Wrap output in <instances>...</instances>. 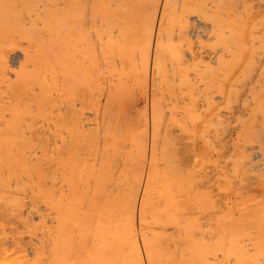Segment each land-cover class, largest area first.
I'll return each instance as SVG.
<instances>
[{
	"label": "bare ground",
	"instance_id": "obj_1",
	"mask_svg": "<svg viewBox=\"0 0 264 264\" xmlns=\"http://www.w3.org/2000/svg\"><path fill=\"white\" fill-rule=\"evenodd\" d=\"M249 3H251V5ZM247 5L249 7H247ZM258 15L262 17L263 21L260 24L258 23L259 25L256 24L257 26H255V22L253 20ZM224 22L227 23L226 26L224 25ZM171 26H173L174 28L176 26V29H178L177 32L182 35L187 34L190 36L194 34H206L205 36L209 43L207 53L204 52L206 53L204 54L206 56V64L202 68H191L190 65L189 70L188 67L182 68L179 73L177 72L178 75L176 78H178V82L180 84L184 83L182 84L183 86H179L183 87L181 89H184L186 86L187 89L185 91H181V89L177 92L175 91L176 93L172 95L171 99H168L173 101V104L179 105L182 108V116H185V118L189 116L187 115V112L192 114V109L190 106H187V104L192 102V93L190 94V88L193 89L195 87V84L202 83V88L210 90L213 89V98L215 100L217 99V101L218 99L223 100L226 98L234 97V100L235 98L241 100L240 106L245 108L247 104L246 100H250L254 103V107L257 109L258 121H260V124H258L257 127L256 125L253 126L251 124L249 125V129L247 124L246 129H248L249 132L251 131L253 133L251 135L256 138L258 144H244V146H242L243 148L233 145V149H237L239 152L250 150L251 154H254V158H258V156L264 158V0H0V211L4 210V213H6L8 216L7 212L9 211L11 205L22 207L23 204L21 202L25 201L24 196L27 195H25V193H28L27 191H29L28 196L33 197L34 199L35 197H38L41 200L37 204H29L31 206V209H27V215L29 216L30 213L29 217L32 216L33 218L35 217V219L43 218L45 223L44 226H46V222L50 223L49 225H52L54 223V225L56 224V226L54 227H58L60 228V230L65 229V231L67 232L69 228H74L73 230L76 232H73L75 234H77V231L79 229L81 230V228L83 231V229L86 228V225L88 226V229L91 228V224L92 226L97 225L99 227V229L95 228L98 229L99 232L97 233V235H95L97 239L90 240V238L93 237L89 235V241L85 240V234L87 233H83V240L82 237L80 240V235H72L70 229L68 233L66 232L65 234H63L64 238L58 236L62 233V231L60 232V234L58 233V228L56 229L57 231H54L56 235L55 233L50 231H53L55 229L53 228V226H49V228L52 229H48L49 231L47 230V232L45 230L48 228V226L46 229H41L42 231H40L39 234L42 232L46 233L44 235H42L43 233L40 235L44 238V241L40 240V238H37V240L39 239L41 242L38 240L39 245H36L38 243H36L35 245L37 246V249H41L44 246L46 247L45 244H47V248L49 249H47L48 252H46V248H43L45 251H43V249L40 250L44 254L46 253V256L43 255V253L41 254L39 250H35L36 248L34 243L37 241L33 240L34 243H31L32 240L30 238H28L29 242L28 239H26V244H30V249L29 251L27 250L29 248V245H27L28 248L26 249V247H24V251V249H22L21 247V244L24 245L25 242L22 240L24 243H21V240L16 239L14 235L13 238L11 237V235L8 236V234H10L8 233L9 231H4L5 229H3V223L1 221L3 214L2 216L0 214V264H24V261L26 262L27 260L24 258L28 257L26 250L32 255L31 259L28 258L27 260L30 261V264H37V262L38 264H43L44 261H47L45 262L46 264H55V261H59L62 264H78L77 262H79V255L76 253L77 249L80 250L81 248H83L80 251L82 252L83 250L85 252L84 248L88 249L90 245H94V253H91L92 250H86L85 253H87V257H85V254H83L85 258L83 257V255H80V257L82 256L85 259L84 261L87 262L86 264H88V261H86L88 257L91 258L94 254L98 256L99 259H94H97L99 261V264H142V259L139 252L140 248L137 244L138 241L136 240V224L134 220L135 207L137 205L136 201L137 196L139 195L138 192L135 193L134 191H132V193L134 194L131 193V183L133 184L135 182L131 178L134 177V175L132 174H135L136 179H139L137 180L138 183L136 182V187H134L135 183L132 187L133 189L136 188V190H139V186L141 185L140 183L143 180V172L145 170L143 167L144 163L147 161V159H149V162L147 163H149L151 169L152 167H154L151 165H154L152 163H155L154 161L157 160L156 158L161 159L162 162H159L163 163L161 165H164L160 166L159 168L161 170V168L163 167L160 173L162 177V185L159 184L162 187V191L160 190L161 193L158 191V189L160 188L159 187L157 189L159 194L157 192L153 193L155 195L157 193L158 195L156 203L157 207H154L155 205L153 204L155 202L153 201L152 204L150 200V198H152L150 195L153 187H151L150 183L155 180L151 181V177L149 175L151 173L149 169L147 178L146 180H144L145 184L141 199L139 198L141 201L139 200L140 216H138L140 218L138 223L140 226L145 224V215H147V211L150 212L155 210V213L161 214V217L158 214L157 216L153 214V217H155V222H157L156 218L157 220L159 219L158 216L163 220L162 221L159 219V224H163V230L167 231L168 228L170 229V233L168 235H163L168 240L166 246H161V248L164 247L163 255H165L169 261L172 262V260L174 259L169 257L172 254L176 256L190 254V259L192 260L193 264H224V261H222L224 259H227V264H259L260 262V264H264V260L263 262L260 261V259L262 258V256H260V249L263 250V245V248L259 249L260 259H258V252H255L258 248L254 247L256 249L254 253L256 254L250 251L251 253H253L251 254L253 255V257H255L254 255L257 256L255 257V259L258 260L256 262L255 260L252 261L251 259H248L246 257L247 255H245L247 254L246 251L240 250L238 248L241 246V243L239 244L240 246H236L235 243H238V239L235 238H239V240H241L242 242V239L244 238L241 239L240 237H236L241 233V231L239 233L236 232L238 229L233 226V229H235L234 233L233 229H231V224L225 221L229 216H224L225 220H222L223 222H220L221 219H224L223 217L221 218V215L219 217L220 221H218L220 222V226L216 224V226L218 225L219 227H221V231H223L224 227L222 226H224L226 224L225 222H227L231 227L229 229L232 230L228 232L229 226H227V228H225L226 230H228L227 232H219L220 234L218 235L216 241L214 240L216 242V247L215 245L210 244L212 241L208 243L206 239L207 237L205 238L204 236V232H208V230L205 229L206 231H204L203 229L207 225L204 221L206 220L205 206H208L209 203V206H212V201L209 199L207 195L208 193H206L207 187L205 188L204 186L207 183L203 185V181L207 178H204L203 180L202 175H200L201 177L198 176V178L200 177L201 180H198V186H196L197 183H194L195 180L193 171H195L196 169L192 170L191 166H194L199 162H194L195 164L193 163L191 166H188V158L190 159L191 153L197 155L196 157H202L204 154L203 150H205L207 148V145L212 142H210V140L207 138L208 135L206 136L207 139L202 137V133H204L205 131L202 132L201 129H196L193 126L196 124V122H198L199 125L200 121H198V118L195 119L192 117L193 120L190 119L194 122L196 120L195 124L194 122L188 123L190 122V120H188L186 123H188L189 125L185 124V122H182L184 123L181 124L182 126L179 125V123H177L178 126H176L178 129L177 137L182 140V143L183 141L185 143L182 148H184L183 152L186 153V158H184V153L182 152V149H180L181 147L179 148V146L177 145L179 143L178 141H176V137H170V139H168L170 135L168 136L166 134V136L164 132L163 135L165 136H163V141H165L164 139L167 137V143L169 144L171 151L167 155L166 150H163V147H161V145L164 144L163 141H161L162 144L160 146L158 145V147H156L157 142L154 141H157L156 139H158V135L162 136L161 134H159V129H157V126L159 128L160 125L157 124V119H161V117L158 116V112L156 109L160 107L159 105L157 106L159 101L153 104V106L155 104V106H157H154V108L151 103L153 110L156 109L154 110L155 114L152 112V116H157V121H154V117L153 120H151L155 123V125L153 126L154 128L156 126L155 129L157 130V132L155 131V133H157V136H155V139L152 136L153 134H150V138L152 141L150 139L149 140L152 144L149 150H147L146 143V140H148L146 137L148 135H145V137L143 132H135L136 129L135 131L127 132L126 130H124V128L122 129L123 125L122 127H120L121 125H118V128L116 127L117 125H115V123L118 124V122L120 121V115L118 122L115 121V123L110 125H113L112 128L116 127L118 133L124 130L123 134H112L119 138V140L117 141L118 143L116 142L117 145L126 138H128L127 140H129L125 141L129 142L128 144L131 148L128 147V144L126 145V147L124 146V144H121V146H124L122 147L125 148V152L124 150L121 151L126 153L128 157L125 158L126 155L124 154V157L122 154L119 155L123 157H121L122 160L126 159L127 162L129 161V156H131V159L136 161V165L135 163H133V160H130V163L128 162V164L125 160L126 167H124L127 169V167H130L129 164H131V169H133V171H137L134 169L140 168L139 166L141 165V169L136 173L132 170H129L130 168L127 171L126 169H122L123 171H125L124 173L127 177L131 175L133 176H131V180L129 179V182H133L128 183L131 185V187L129 188V192L131 194L127 192V189H125L126 191H124L119 187L118 181L120 179L118 175V179L116 176H114V174L118 173L121 165L119 164L120 167H118L117 173L112 172L111 170V161L115 162L116 160L117 163V160H122H119L120 158L118 157L115 159L116 155L114 154L112 155L115 157H110L111 152H113V146L110 144L112 140H110V136H108V133H111L110 131H112L113 129L109 130V125L107 121L105 122L104 118L101 119V123L99 122V126H102L101 128H99L102 133V139L100 138L101 136H99L101 142L98 145L97 150L90 152L87 149L89 147L86 143L87 137L90 136L92 131L94 130V127L92 126L96 124L95 122H93L96 118L94 116L95 113L93 112V70L91 71V67L93 65L91 64L92 59H94V62L96 61L94 58L95 52H100L98 55L99 57L102 56V58H99L100 61L104 60L105 57L110 53H113L114 56L115 52L116 55L120 56L118 57V59H121L123 56H127V60L129 62L128 64L131 65L130 70L128 68L127 69L131 72L133 78L135 76H140L138 77L139 81L140 78L142 79L143 77L144 78L142 80H148L147 76H149V64L151 63L150 75L152 77H150L152 81L151 84H154L156 80L155 77L158 78L155 75H159L158 66L160 65L159 62H161L159 60L163 58L162 57L159 59V57L161 56L159 55L160 51L164 50L163 52H165L168 49L170 54L167 53L166 55L169 56L174 55L175 52L178 53V50L175 49L178 48L176 46L178 44L173 46L172 42H170L172 43L171 45L166 40V38L163 37L165 39L163 41H167V44H170L167 45L166 42H164V44L167 45V49L165 50V47L163 48L164 45H162L161 43L162 34H167V32L170 34L173 29V27ZM90 34H94L95 36L99 34V37H97L98 40H96L98 41V45L95 42V44L97 45L96 47L98 48L99 46V48L96 49L97 51L95 52L93 51L95 48L92 47L95 46V44H92ZM166 36L169 37V35H165V37ZM92 37V41H94V39H97L94 36ZM173 50L176 51L174 52ZM92 51L94 53H92ZM186 55L191 59L193 58V56L195 57V55H193L191 52H187ZM202 55L200 56L201 58ZM224 55H227L231 58L228 65H226L225 63H223L224 65H221L222 62H225V60L223 59ZM107 58L108 57H106V59ZM175 58L178 59L176 56ZM16 64L17 67L14 68ZM213 64H216L217 67H214ZM105 65L107 66L109 64ZM165 65L166 64H164V67ZM187 70L192 71L191 74H193V77H189ZM98 72L100 73V71ZM93 76L95 77V75ZM119 84L122 85L123 83H118V86H120ZM123 86H120L121 88L118 87L120 88V90L122 89V91H118L122 94L124 90L126 94L125 96L123 95V97H126L128 94L126 91H130V89L125 91V89L122 88ZM176 86L178 87V85ZM173 87L175 88V86ZM125 88H127V86ZM200 88L201 87L197 89ZM202 88L201 90H203ZM132 91L133 90H131V92ZM119 95L120 94H118V97H120ZM197 96L194 97L196 98ZM121 99L122 96L120 100ZM130 99H132L131 101L134 100L130 97L124 100V103L126 104H124L125 106H127V100ZM151 100L153 102V99ZM154 100L156 101V99ZM203 100L206 104L205 100L207 99L204 98ZM163 102L160 103V105H162ZM204 102L201 103L203 104ZM119 103L121 104L122 102ZM194 103L196 105V102ZM124 105L122 106L125 107ZM114 108L117 109L116 107ZM161 109L162 108L160 107L159 110ZM117 110H115V112ZM164 110L161 111L163 112ZM95 112L97 117V111ZM163 113L159 115H162ZM177 114L178 113H176V115ZM195 114L198 115L197 112ZM113 115L111 114V116ZM165 115L166 114H164V118ZM200 116L201 115H199V117ZM108 117L106 116V118ZM113 117L111 118L113 119ZM116 117L118 116H115L114 120L116 119ZM179 117L180 116H178V119ZM108 120L111 121L110 119ZM161 122L162 120H160L158 123ZM161 124H164V121ZM134 126L136 127V125ZM166 128L164 129L165 131ZM115 130L116 129H114L113 131ZM127 130H129V127ZM215 137H217V135ZM217 138H220V142L223 140L221 139V137ZM243 138L244 136L240 139H242L243 141ZM245 138H247L246 140L248 141V137ZM160 139H162V137ZM211 145L212 144H210V146ZM121 146H119L118 148H120ZM154 147L157 149L161 147V151H159V149L156 150ZM93 150H95V148ZM126 150L127 152H129L128 150L131 151L127 153ZM156 151L160 152V154H158L159 156H156ZM34 152H38L39 154H34ZM118 153L121 152L119 151ZM180 154H182L181 157ZM34 155H37V158H39L40 156L39 159L41 163L44 162L45 168L43 167L44 165H40L41 167L39 166V170L45 169L43 172H40L41 170L38 171L36 169L38 166H35V169H32L35 163H37L35 162V159L32 160L35 163L31 161L32 156L35 157ZM239 157L241 156L239 155ZM261 157H259V159ZM39 159L36 160L40 162ZM90 159L92 161H90ZM247 161L248 160H245V162ZM139 162H141L140 165ZM32 163L34 164L33 167L32 165H30ZM213 163V165H215V162ZM251 163L253 164V162ZM251 163L249 164L251 165ZM245 164L246 163H244V165ZM36 165H39V163H37ZM247 165L248 164H246V166ZM236 168L234 169L237 170ZM153 169L151 170L152 172L154 171ZM15 170H18L23 178L22 176L18 177L19 174L16 173L19 172H16ZM221 170L222 169H220L219 173L222 172ZM131 172L133 173L130 175ZM34 174L37 178V183H34L35 180L33 181V178L31 179L32 176L35 178ZM160 174L158 173L159 178ZM198 174L199 173H197L196 176ZM16 175L18 176L15 177ZM153 176L154 175H152V177ZM122 178L124 179V177L121 176V179ZM22 179H24V181ZM26 181H30V184L32 183L31 186H36L32 188ZM207 181H209V179ZM38 182H40L41 185ZM12 184L14 185V190L12 188L13 191L11 190V192H14V195L13 197L11 195V198H9L10 191L7 190L9 191L8 193L6 189H2L3 187H10ZM28 186H30L33 191H31V189L26 190ZM203 186L205 189H203ZM204 190L206 191L204 192ZM20 192H22V194ZM7 193L8 195H6ZM205 194L207 195V197ZM18 196H21L23 201H21V198ZM206 199L208 200V202L206 201ZM7 203H11L9 204V207H7ZM3 206L4 208L7 207L9 209H4ZM14 206L11 207L13 208V211L15 208ZM21 207H19L20 210L19 208L16 209V211L19 210V212H21L19 213L20 216H22V212L25 209H21ZM227 207L228 209H230V206L227 205ZM42 208L45 209V214L44 212H42L43 214L41 213ZM5 210L8 211L5 212ZM168 211L170 212V214H168V216L170 217L165 216V218L163 214H167ZM208 211H210V209ZM149 212L148 214L150 215ZM24 215H26V213ZM17 218L19 220L22 219V217L19 216ZM24 219H22L21 221L26 224L25 227L30 226V224L34 223V219H31L32 222H29V224ZM40 220L37 221L40 222ZM214 221L213 223H216V221ZM246 221L248 222V220ZM262 222H264V220ZM147 223H149V221H147ZM80 224L81 226H79ZM261 224L259 223V225ZM40 226L43 225L41 224ZM65 227H67L68 229L66 230ZM75 228H77V230H75ZM112 228H114V231L111 232ZM206 228H208V226ZM88 229H84V231H87ZM139 229L141 230L140 227ZM153 229L156 228L154 227ZM18 231L19 230H17L13 234H18ZM108 231L111 233H109ZM32 232L34 234V231ZM209 232L206 234H209ZM21 234L17 236L19 237ZM139 234L145 250L144 255L147 256V259L149 258V264H154L153 261L155 260V256L152 247L160 249V246H157V241H159L160 239L156 241L157 243H155L154 240L152 241V239H154L152 236V238L150 239L148 236L146 237L143 232ZM25 235L26 236L24 237L27 238L28 232H26ZM34 235L33 237H35ZM114 238L116 241L114 240ZM20 239H22V235ZM161 240H163V238H161ZM205 240L208 244L211 245L209 246L210 249L213 250V248L215 247L216 251H214L215 249L213 251H207L209 247ZM42 241L45 244H43ZM41 243L44 246L40 248ZM162 244L165 245L163 242ZM169 244L172 245V248H170ZM256 244L262 247V243L256 242ZM32 245L35 249H32ZM247 249L250 250V248ZM110 252L111 254L114 253V256H112L116 259H108V256H111ZM208 252L212 253L208 255ZM158 255L159 254H157L156 256ZM43 256H46L47 258L50 256L51 260L48 259V261L47 258H44V261H42ZM52 260L54 262L50 263V261ZM231 260H233V262ZM185 261L183 260L182 263L185 264ZM165 264H168V262Z\"/></svg>",
	"mask_w": 264,
	"mask_h": 264
},
{
	"label": "rangeland",
	"instance_id": "obj_2",
	"mask_svg": "<svg viewBox=\"0 0 264 264\" xmlns=\"http://www.w3.org/2000/svg\"><path fill=\"white\" fill-rule=\"evenodd\" d=\"M250 5H251V3H249ZM248 4V5H249ZM247 5V7H249ZM255 23V26H257V25H259L260 23H262V17L261 16H257V17H255V19L253 20ZM256 21H258V22H256ZM259 23V24H258ZM257 24V25H256ZM224 25L226 26L227 25V23L226 22H224ZM171 27H173V26H171ZM170 27V28H171ZM177 27L175 26V28L173 27V29H172V34H171V32H170V34L167 32V34H162V40H161V43H162V45H164L163 46V48L166 50L167 48V45H172V43H173V46L174 45H176V44H178V45H176L178 48H175V49H177L178 50V53L177 52H175L174 50V52H175V54L174 55H166L167 53H169L170 54V52L168 51V49L165 51V52H163V51H160V53H159V55H161L160 57H159V59L160 58H162L161 60H159V61H161V62H159V68H158V70H159V75H155V76H157L158 78H156L155 77V82H154V84H151V63L149 64V73H148V75L149 76H147V79L148 80H146V79H144V80H142L141 78H140V81H139V78L138 77H140V76H138V77H134L133 78V76L131 75V72L129 71L130 70V68H131V65L130 64H128L129 62H128V60H127V56H123L121 59H118V57H120L119 55H116L115 53H114V56H113V53L111 54H108L106 57H108L107 59H106V57H105V59L104 60H101L100 61V59L99 58H102V56L101 57H99L98 55H99V53L100 52H95V51H97L96 49H98L99 48V46H98V48L96 47L97 45H98V41H96V40H98V38L97 37H99V34L97 35V36H95L94 34H90L91 35V42H92V44H95V42H96V44H95V46H92L93 48H95L93 51L95 52V55H94V58H95V62H94V59H92V63L91 64H93L92 65V67H91V71H92V78H93V90H92V96H93V98H92V102H93V112L95 113V120L93 121V122H95L94 124V126H92V127H94V130L92 131V133H91V135L90 136H88L87 137V141H86V143L88 144V150L90 151V152H93V151H96L97 150V147H98V145L100 144V142H101V139H102V133H101V131H100V129L99 128H101L100 126H99V122L101 123V119L102 118H104V120H105V122L107 121V123H108V125H109V130H114V129H116L115 131H110L111 133H108V136H110L109 138H110V140H112V142L110 143L113 147H112V151L113 152H111V154H110V157H112L113 155L112 154H114V155H116V157L115 156H113V157H115V159L118 157V158H120L119 160H122L121 159V157L122 156H120L121 154L123 155H126L125 156V158H127L128 156H127V154L126 153H124L125 152V148H123L124 146L126 147V145L129 143V142H127V141H129V140H127L128 138H126V139H124V140H122L121 142H120V144H116V142L119 140V138L117 137V136H115V135H112V134H116V135H118V134H123L124 133V130H126L127 132L129 131H135V129H136V131L135 132H139V133H141V132H143V134H144V136L146 135H148L146 138L148 139V140H146L147 142V150H149L150 149V147H151V135L155 138V136H157V133H155V131L157 132V130L155 129L156 128V126H155V128H154V126L153 125H155V123L152 121L153 120V117H154V121L156 122L157 120V124H160L159 125V128H158V126H157V129H159L158 131L160 132L159 134H161L162 136H160V135H158V139H156L157 141H154V142H157L156 143V147H158V145L160 146L161 144H162V142L161 141H163V136H165L166 134L169 136L168 137V139H170V137L171 138H174V137H176V141H178V143L179 144H177L178 146H179V148L180 149H182V152H183V149L184 148H182V146L185 144L184 143V141H183V143H182V140H180L178 137H177V135H178V129H177V127L176 126H178L177 125V123H179V125H181V124H184V123H182V122H185V124H187V125H189L188 123H191V122H194V121H191V120H193L192 119V117L193 118H198L199 120L198 121H200L199 122V125H198V122H196V120H195V122H196V124H195V122H194V124L195 125H193L196 129L197 128H199V129H201L202 130V132H204V133H202L203 134V136L202 137H204V138H206V136L208 135V139L210 140V142H212V143H210V144H214L212 147L210 146V144L209 143H207V144H209V145H207V148L205 149V150H203V152H204V154H203V156L202 157H196L197 155H194V153H191V155H190V159L188 158V166H191L194 162L195 163H198V164H196V165H192L191 167H192V170H195V171H193V176H194V180H195V182L194 183H197L196 184V186H198V180L200 179L201 180V176L200 175H202V179L204 180V178H207V179H205L206 180V182H205V180L203 181V185L204 184H206V185H204L205 186V188L207 187V192L206 193H208L207 195H208V197H209V199L213 202H211V204H212V206H209L210 205V203L208 204V203H206V204H208V206L206 205L205 206V208H206V215H205V219L207 220H204L205 221V224H207L206 226H205V224H204V231H206V230H208V232H209V234H206V233H208V232H204V236H205V238L207 239V241H208V243L209 242H211L210 244H212V245H215V247H216V239H217V237H218V235L220 234V233H222V232H227L228 230H226L225 228H227V226H229L228 227V229L229 228H231V229H233L234 227L233 226H235V228H237L236 230V232H240L241 231V233L239 234V235H241V236H239V235H237L236 237H240L241 239L242 238H244V239H242L243 240V242L241 241V240H239V238H235V239H238V243H235L236 244V246L238 245V246H240V247H238L240 250H243V251H246V253L247 254H245V252H244V254L245 255H247L246 257L248 258V259H251L252 261L253 260H255V262L256 261H258V260H256L255 259V257H257L256 255H254L255 257H253V255H251V254H253L254 253V251L256 250L255 248H258L257 249V251H255L257 254H258V259H260V256H262V260L260 259V261H262L263 262V260H264V248H263V246H264V222H262L263 220H264V158H262L261 156H258V158L257 157H255L254 158V154H251V151L250 150H246L245 152H239L237 149H233V145L234 146H236V147H242V146H244V144H246V145H257L258 144V142L256 141V138H254V136L253 135H251V134H253L251 131L249 132V125H253V126H255L256 125V127L258 126V124H260V121H258V112H257V109L254 107V103L253 102H251L250 100H248V101H250V102H248L247 100H246V102H247V104H246V107L244 108V107H241L240 106V102H241V100H239V99H236L235 98V100L233 99L234 97H231V98H226V99H221V100H219L218 99V101H217V99L215 100L214 98H213V96H214V94H212L213 93V89L212 90H210V89H204V88H202V86L201 85H203L202 83H200V84H195V87L192 89V88H190V94H191V100H192V102L191 103H188L187 104V106H190L191 107V109L193 110H191V112H192V114H190L189 112H187V115H189V116H187V118H185V116H182L183 114H182V108L179 106V105H175V104H173V101H171L170 99H171V97H172V95L174 94V93H176L178 90H180L181 88H183V87H180L182 84H184V83H182V84H180L179 82H178V78H176L177 77V75H178V73H179V71H181L182 70V68H188L190 65V67L192 68V67H203L205 64H206V56L204 55V54H206L207 53V50H208V41H207V39H206V34H199L200 36H201V38H200V36L199 35H187V34H179L177 31H178V29H176ZM165 35H169V37L168 36H166L165 37ZM177 35H179V36H177ZM227 35V34H226ZM92 36H94V37H96L97 39H94V41H92L93 40V37ZM189 36V37H188ZM195 36V37H194ZM166 38V40L170 43V42H172V43H170V44H167V41H163V40H165L164 38ZM171 37V38H170ZM168 38V39H167ZM178 40V41H177ZM183 40V41H182ZM164 42H166V44H164ZM175 43V44H174ZM181 43V44H180ZM226 43V42H225ZM183 44V45H182ZM172 46V47H173ZM180 46V47H179ZM182 46V47H181ZM205 48V49H204ZM92 51V53H94ZM99 51V50H98ZM172 51V52H173ZM187 52H191L193 55H195V57L193 56V58L191 59V58H188L187 57V55H186V53ZM204 52H206V53H204ZM162 53V54H161ZM178 54V55H177ZM203 54V55H202ZM202 55V58L200 57ZM228 55V54H227ZM227 55H224L223 56V59L225 60V62H222L221 63V65L223 64V63H225L226 65H228V63H230V60H231V58L229 57V56H227ZM116 56V57H115ZM167 56V57H166ZM175 56L178 58V59H176L175 58ZM204 57V58H203ZM111 58V59H110ZM125 58H126V60H125ZM200 60H199V59ZM113 60H115V61H113ZM118 60H119V62H118ZM125 60V61H124ZM165 60V61H164ZM190 60V61H189ZM198 60V61H197ZM117 61V62H116ZM168 61V62H167ZM176 61V62H175ZM108 62V63H107ZM127 62V63H126ZM172 62V63H171ZM174 62V63H173ZM100 63V64H99ZM109 64V65H105V64ZM117 63H118V65H117ZM166 64L165 65V67H164V64ZM170 65H169V64ZM176 63V64H175ZM103 66H102V65ZM120 64V65H119ZM189 64V65H188ZM192 65H194V66H192ZM214 65V67H217V65L216 64H213ZM216 65V66H215ZM224 65V64H223ZM94 66H95V68H94ZM108 66H110V67H108ZM115 66V67H114ZM173 66V67H172ZM182 66V67H181ZM15 67H17V64L14 66V68ZM107 67V68H106ZM190 67L188 68V70L190 69ZM103 70H102V69ZM105 68V69H104ZM113 68H115V69H113ZM121 68V69H120ZM129 70H128V69ZM181 68V69H180ZM100 71V73L97 71ZM162 69V70H161ZM175 69V70H174ZM165 70H167V71H165ZM187 70V72H188V75H189V77L190 76H192L193 74H191V70L190 71H188ZM163 71H164V74H163ZM113 72V73H112ZM120 72V73H119ZM178 72V73H177ZM112 73V74H111ZM119 73V74H118ZM103 74V75H102ZM109 74V75H108ZM169 74H171V75H169ZM93 75H95V77L93 76ZM108 77H107V76ZM114 75V76H113ZM117 77H116V76ZM97 76V77H96ZM151 76V77H150ZM161 76V77H160ZM170 76V77H169ZM113 77H115V78H113ZM142 77V76H141ZM174 77H175V79H174ZM193 77V76H192ZM99 78V79H98ZM111 78V79H110ZM136 78V79H135ZM173 78V79H172ZM102 79V80H101ZM117 79V80H116ZM121 79V80H120ZM116 80V81H115ZM118 80H119V82H118ZM142 81V82H141ZM169 81V82H168ZM106 82H107V84H106ZM116 82V83H115ZM128 82V83H127ZM136 82H137V84H136ZM140 84H139V83ZM160 82V83H159ZM177 82V83H176ZM118 83H123L122 85L121 84H119L120 86H127V88H125L124 86L122 87L123 89H125V91L126 90H128V89H130V91L128 90V91H126L128 94H127V96L126 97H123V95L125 96V92H124V90H123V93L121 94V92H119L118 90H120V86H118ZM159 83V84H158ZM172 83V84H171ZM117 84V85H116ZM136 84V85H135ZM169 84V85H168ZM138 85V86H137ZM152 85V86H151ZM176 85H178V87L176 86ZM180 85V86H179ZM197 85V86H196ZM112 86V87H111ZM116 86H117V88H116ZM130 86V87H129ZM165 86V87H164ZM173 86H175V88L173 87ZM183 86V85H182ZM185 86V85H184ZM118 87H120V88H118ZM129 87V88H128ZM143 87V88H142ZM173 89H172V88ZM176 87H177V89H176ZM180 87V88H179ZM199 87H201L203 90H201V88L200 89H197V88H199ZM144 89V90H143ZM187 88H186V86H185V88L184 89H181V91H185ZM131 90H133L132 92H131ZM196 90H198V91H196ZM201 90V91H200ZM117 91H118V93H117ZM120 91H122V89L120 90ZM176 91V92H175ZM201 93H200V92ZM144 92V93H143ZM159 92V93H158ZM193 92H195V93H193ZM196 92H198V93H196ZM134 95H132V94ZM118 94H120L119 96L120 97H118ZM132 96H131V95ZM145 94V95H144ZM130 95V96H129ZM171 95V96H170ZM198 95V96H197ZM121 96H122V99L120 100V98H121ZM138 96V97H137ZM170 96V97H169ZM194 96H197L196 98L194 97ZM128 97H130V98H133L134 100L133 101H131L132 99H130V100H127L128 102H127V106H125L126 104L124 103V100L125 99H128ZM153 97V98H152ZM125 98V99H124ZM160 98V99H159ZM164 98V99H163ZM168 98H170V99H168ZM200 98V99H199ZM201 98H202V101H201ZM207 99V100H205L206 101V104H205V102H204V100L203 99ZM211 100H210V99ZM118 99V100H117ZM151 99H153V102H152V100ZM154 99H156V101L154 100ZM209 99V100H208ZM229 99V100H228ZM106 100V101H105ZM196 100V101H195ZM213 100V101H212ZM227 100V101H226ZM130 101H131V103H130ZM138 101V102H137ZM146 101V102H145ZM159 101V103L157 104V106L159 105L162 109L161 110H164V108H165V112L163 113L161 110H159L160 109V107H158V108H156L157 109V114H158V116L159 117H161V119L160 118H158L157 119V116L155 117V115L154 116H152V112L154 113V110H156V109H154L153 110V108H154V106L156 105H154L153 106V104L155 103V102H158ZM164 101V102H163ZM169 101H170V103H169ZM200 101V102H199ZM119 102H122L121 104L122 105H124L125 107H123ZM126 102V101H125ZM163 102V104L162 105H160V103H162ZM172 102V103H171ZM194 102H196V105H195V103ZM201 102H204L203 104L201 103ZM121 105H119V104ZM151 103H152V106H153V108H152V106H151ZM201 103V104H200ZM249 103V104H248ZM105 104V105H104ZM128 104H129V106H128ZM199 104V105H198ZM118 105V106H117ZM199 107H198V106ZM202 105H203V108H202ZM209 105H211V106H209ZM248 105V106H247ZM157 106H155V107H157ZM165 106V107H164ZM182 106V105H181ZM200 106H201V108H200ZM208 106H209V108H208ZM114 107H116L117 109H115ZM140 107V108H139ZM144 107V108H143ZM175 107V108H174ZM126 108H127V110H126ZM138 108V109H137ZM142 108H143V110H142ZM195 108H196V110H195ZM197 108H198V110H197ZM244 108V109H243ZM120 109V110H119ZM151 109H152V111H151ZM200 109V110H199ZM202 109V110H201ZM115 110H117L116 112H115ZM138 110V111H137ZM166 110H167V112H166ZM95 111H97V114H98V116L96 117V112ZM114 111V112H113ZM125 111V112H124ZM147 111V112H146ZM178 111V112H177ZM200 111V112H199ZM203 111V112H202ZM219 111V112H218ZM110 112H113V113H110ZM122 112V113H121ZM143 112V113H142ZM156 112V111H155ZM163 113L162 115H159V114H161V113ZM172 112H174V113H172ZM198 113V115L197 114H195V113ZM169 113V114H168ZM176 113H178V114H180V115H176ZM199 113H201V114H199ZM101 114V115H100ZM110 116H109V115ZM111 114L113 115H115V114H117V115H115V116H118V117H116V119L114 120V117L113 116H111ZM155 114V113H154ZM156 114V115H157ZM164 114H166L165 115V118H167V119H165L164 118ZM121 116V119H119L120 118V116ZM141 115V116H140ZM170 115V116H169ZM199 115H201L200 117H199ZM106 116L108 117V118H106ZM135 116V117H134ZM150 116H151V118H150ZM168 116V117H167ZM178 116H180L179 117V119H178ZM111 117H113V119L111 118ZM132 117V118H131ZM143 119H141V118ZM170 117V118H169ZM182 117H183V121H182ZM211 117V118H210ZM219 117V118H218ZM134 118V119H133ZM169 118V119H168ZM218 118V119H217ZM108 119H110L111 121H109ZM118 119L122 122H118ZM152 119V120H151ZM157 119V120H156ZM191 119V120H190ZM209 119V120H208ZM134 120H135V122H134ZM160 120H162V122L164 121V124H161V123H158ZM171 120V121H170ZM188 120H190V122H188V123H186ZM212 120V121H211ZM259 120H260V116H259ZM115 121H117L118 122V124L117 123H115ZM136 121H138V122H136ZM140 121V122H139ZM218 121H219V123H218ZM213 122V123H212ZM110 123V124H109ZM113 123H115V125H117L116 127L118 128V125L120 126V127H122V125H123V127H122V129L124 128V130L123 131H121V129H120V131L122 132H120V133H118L117 132V128L115 127V128H112V126H110L111 124H113ZM138 123V124H137ZM140 123V124H139ZM133 124V125H132ZM193 124V123H192ZM201 124H202V126H201ZM247 124H248V129H246V127H247ZM101 125V124H100ZM131 125H132V128H131ZM134 125H136V127L134 126ZM137 125H139V126H137ZM142 125V126H141ZM211 125V126H210ZM153 126V127H152ZM164 126V127H163ZM169 126V127H168ZM182 126V125H181ZM213 126H214V128H213ZM241 126V127H240ZM128 127H129V130H127L128 129ZM142 127V128H141ZM167 127V128H166ZM175 127H176V129H175ZM139 128V129H138ZM152 128V129H151ZM166 128V131L164 130ZM240 128V129H239ZM255 128V127H254ZM137 129H138V131H137ZM215 129H217V130H215ZM119 130V129H118ZM161 130H162V133H161ZM169 130H171V131H169ZM154 131V132H153ZM214 131H218V132H214ZM226 131V132H225ZM246 131V132H245ZM152 132V133H151ZM163 132L165 133V135H163ZM118 133V134H117ZM147 133V134H146ZM171 133V134H170ZM206 133V134H205ZM219 133V134H218ZM228 133V134H227ZM151 134V135H150ZM156 134V135H155ZM225 134V135H224ZM166 135V136H167ZM173 135H175V136H173ZM217 135V137H221V139H223L221 142H220V138H217V137H215ZM98 136V137H97ZM99 136H101L100 138H99ZM114 136V137H113ZM160 136V137H159ZM223 136V137H222ZM244 136V138H243V141H242V139H240V138H242ZM253 138H252V137ZM264 136V135H263ZM90 137V138H89ZM92 137V138H91ZM162 137V139H160ZM225 137V138H224ZM245 137H248V141L246 140L247 138H245ZM250 137V138H249ZM203 138V139H204ZM206 138V139H207ZM215 138H217V139H215ZM90 139V140H89ZM100 139V140H99ZM151 141H150V140ZM168 139H167V137L164 139L165 141H163L164 142V144H162L161 145V147H163V150L165 149L166 150V152H167V155H168V153L171 151L170 150V147H169V144L167 143V141H168ZM202 139V140H203ZM244 139H245V141H244ZM125 140H127V141H125ZM217 140V141H216ZM91 141V142H90ZM160 141V142H159ZM213 141H214V143H213ZM219 141V142H218ZM227 141V142H226ZM90 142V143H89ZM96 142H98V143H96ZM257 142V143H256ZM118 143V142H117ZM201 143V142H200ZM221 143V144H220ZM121 144H124V146L122 147L121 146ZM149 144V145H148ZM220 144V145H219ZM117 145V146H116ZM85 146H86V144H85ZM119 146H121L120 148H118ZM215 146H216V148H215ZM128 147H130V145L128 144ZM160 147V148H161ZM166 147H169V148H166ZM213 147H214V149H213ZM95 148V150H93ZM131 148V147H130ZM155 148V147H154ZM160 148H158L159 149V151H161L160 150ZM243 148V147H242ZM128 149V148H127ZM156 150H158L157 148H155ZM227 149V150H226ZM117 150V151H116ZM121 150H124V152H122ZM207 150V151H206ZM214 150H215V152H214ZM235 150V151H234ZM121 152V153H118V152ZM129 152L131 151V150H128ZM157 152L156 151V156H159L158 154H160V152ZM206 151V152H205ZM230 151V152H229ZM231 151H232V153H231ZM116 152H117V154H116ZM126 152H127V150H126ZM129 152H127V153H129ZM148 153H149V151H148ZM184 153V152H183ZM182 153V154H183ZM34 154H39L38 152H34ZM120 154V155H119ZM182 154H180V157L182 156ZM119 155V156H118ZM124 155H123V157H124ZM129 155V154H128ZM131 155V154H130ZM185 155H186V153H184V158H186L185 157ZM239 155L241 156V157H239ZM35 157H33L32 156V158H31V161L33 160V159H35V162H37V163H39V165H36L37 163H35L34 161H32L33 163H35V165L32 163V164H30V165H32V167H33V165H34V167L32 168V169H35V166H38L36 169L38 170V171H40L39 170V168L41 167L40 165H44V162H42L41 163V161H40V156H39V158H37L38 156L37 155H34ZM122 157V158H123ZM259 157H261L260 159H259ZM225 158V159H224ZM246 158V159H245ZM36 159H39V161L40 162H38ZM42 159V158H41ZM111 159H113V158H111ZM157 160L156 161H154L155 163H152V164H154V165H151V166H154V167H152L151 169H150V166H149V163H147V162H149V159H147V161L144 163V172H143V180L141 181V185L139 186L140 188H139V190L137 189L136 190V188H132L133 187V185H134V183H135V186L134 187H136V182L138 183V181L137 180H139V179H136V175L135 174H132L133 172H138V170H140L141 169V165H140V163L141 162H139V167L140 168H137V169H134V170H137V171H133V169H131V164H129V168L127 167V169L125 168L126 167V162H127V160L126 159H123L122 161H123V163H122V161H118L117 160V163H116V160H115V162L114 161H111V163H112V165H110L111 166V170H112V172H115V173H117V169H118V167H120V165H121V167L119 168V170H118V173L117 174H114V176H116L117 177V175H118V177H119V181H118V184H119V187L120 188H122L124 191H126L125 189H127V192H129L130 191V187H131V185H132V187H131V193H132V191H134L135 193L136 192H138V195L139 196H137V201H136V207H135V214H134V220H135V224H136V240L138 241L137 242V244L139 245V252H140V256H141V261H142V264L144 263V264H146V262H147V264H149V262H150V260H148L146 257L147 256H145L144 254H145V250H144V246H143V243L141 242L142 240L140 239L141 237H140V234L139 233H141V232H143L144 234H145V236L147 237H149L150 239L153 237L154 239H152V241L154 240L155 241V243H159V245H158V243H157V246H160V249L159 248H153L152 247V249H153V251H154V261H153V263L154 264H165V263H167L168 262V264H183L182 262H183V260L185 261L184 263L185 264H193L192 263V260L190 259L191 258V255L189 254H184V255H170L169 257H171V258H174L173 260H172V262L171 261H169L168 260V258L165 256V255H163L164 254V247L166 246V244H167V239H166V237H164L163 235H168L169 233H170V229L168 230L167 229V231L166 230H163L162 228H163V224L161 225V224H159V219H160V217H161V214H158V213H155V210L154 211H147L146 213H147V215H145L146 217H145V224H143L142 226H144V227H146L147 226V224H148V226L146 227V228H144V227H142V226H140L139 225V211H140V199H141V196H142V192H143V188H144V180H146V178H147V175H148V170L150 171V173L151 174H149L150 175V177H151V181H153V180H155V181H153V182H151L150 183V185H151V187H152V190H151V197L152 198H150V200H151V203L153 204V201L155 202L153 205H155L154 207H157L156 205V203H157V198H158V195H157V193H158V191L161 193V191H162V187L160 186V185H162V180H161V170H162V168H161V170L159 169L160 168V166H164V165H161V164H163V163H160V162H162L161 161V159H159V158H156ZM159 159V160H158ZM195 159V160H194ZM196 159H198V160H200V161H198V160H196ZM242 159V160H241ZM43 160V159H42ZM125 160H126V162H125ZM130 160L132 161L133 159H131V156H129V163H130ZM155 160V159H154ZM194 160V161H193ZM201 160H203V161H201ZM210 160V161H209ZM245 160H248L247 162H245ZM259 162H258V161ZM90 161H92L91 159H90ZM134 161V160H133ZM160 161V162H159ZM242 161V162H241ZM253 162V164L251 163V162ZM114 162V163H113ZM125 162V163H124ZM128 162H127V164H128ZM136 161H134L133 163H135ZM159 164H158V163ZM213 162H215V165H213L214 163ZM228 162V163H227ZM240 162V163H239ZM41 163V164H40ZM123 164V167H122V164ZM132 163V162H131ZM194 163V164H195ZM244 163H246V164H248L247 166H246V164L244 165ZM249 163H251V165L249 164ZM114 164V165H113ZM118 164V165H117ZM120 164V165H119ZM157 164V165H156ZM240 164V165H239ZM135 165H136V163H135ZM134 165V166H135ZM234 165H236V166H234ZM253 165V166H252ZM40 166V167H39ZM117 166V167H116ZM125 166V167H124ZM133 166V167H134ZM195 166H197V167H195ZM201 166V167H200ZM254 166H255V169H254ZM44 168H45V165L43 166ZM43 167H42V169H43ZM116 167V168H115ZM137 167H138V165H137ZM156 167V168H155ZM190 167V168H191ZM198 167H199V169H198ZM237 167V168H236ZM242 167V168H241ZM251 167V168H250ZM260 167V168H259ZM153 168H155V169H153ZM201 168V169H200ZM234 168H236L237 170H235ZM113 169H114V171H113ZM124 169H126V171L129 169V170H132L133 172H131L130 173V175L132 174V175H134V177L133 178H131V176H126V174L124 173L125 171H123ZM154 170L153 172L151 171V170ZM217 169V170H216ZM219 169V170H218ZM220 169H222L221 171L222 172H224V173H219L220 172ZM246 169H248V170H246ZM45 170V169H44ZM44 170H41L40 172H43ZM122 170V171H121ZM224 170V171H223ZM257 170V171H256ZM16 171V170H15ZM15 171H14V174H15ZM121 171V172H120ZM16 172H19L18 170L16 171ZM120 172V173H119ZM156 172V173H155ZM227 172V173H226ZM124 173V174H123ZM129 173V172H128ZM127 173V174H128ZM140 173V172H139ZM138 173V174H139ZM158 173L160 174L159 176H160V178L158 177ZM197 173H199L197 176H196V174ZM214 173V174H213ZM218 173V174H217ZM254 173V174H253ZM16 174H19V176L18 175H16L15 177H20V176H22V175H20V172L19 173H16ZM35 174H37V173H35ZM35 174H34V176H35ZM120 174H121V176L122 177H124V179L122 178L121 179V176H120ZM137 174V175H138ZM220 174V175H219ZM253 174V175H252ZM129 175V174H128ZM140 175V174H139ZM138 175V176H139ZM152 175H154L153 177H152ZM262 175V176H261ZM137 176V177H138ZM198 176H200L199 178H198ZM205 176H207V177H205ZM115 177V178H116ZM118 177H117V179H118ZM156 177H158V178H156ZM262 177V178H261ZM22 178H23V176H22ZM33 178V181H34V183H37L36 182V180H37V178H36V176H35V178L32 176L31 177V179ZM133 179L135 182L132 184L131 182H133V181H131V182H129L131 179ZM128 180V181H126V180ZM130 179V180H129ZM158 179V180H157ZM209 179V181H207ZM23 181H24V179H22ZM122 180V181H121ZM124 180H125V182H124ZM27 183H29L28 185H30L31 186V184H30V181H26ZM122 183V184H120V183ZM158 182V183H157ZM205 182V183H204ZM39 184H40V182H38ZM128 183H131V185L130 184H128ZM143 183V184H142ZM157 183V184H156ZM41 184H42V181H41ZM40 184V185H41ZM126 184H128V185H126ZM156 184V185H155ZM160 184V185H159ZM120 185H123V186H120ZM125 185H126V187H125ZM130 185V186H129ZM30 186H28V188L26 189V190H30L31 189V191H33L32 190V188H34L35 186L34 185H32L31 187ZM128 186V187H127ZM158 186V187H157ZM204 186H203V189H205L204 188ZM30 187V188H29ZM125 187V188H124ZM157 187V188H156ZM161 189H160V188ZM12 188H13V190H14V185L12 184L10 187H3V189L2 190H4V189H6V191L7 190H9L10 191V197L9 198H11V195H12V197H13V195H14V192H11V190H12ZM154 188V189H153ZM159 188V189H158ZM133 189V190H132ZM157 189H158V191H157ZM12 190V191H13ZM136 190V191H135ZM161 190V191H160ZM206 190H204V192L206 191ZM6 191H4V192H6ZM9 191H7L8 193H9ZM220 191V192H219ZM24 192V191H23ZM28 193H29V191H27ZM155 192H157L156 193V195L155 194H153V193H155ZM8 193L6 194V195H8ZM21 194H22V192H20ZM19 193V194H20ZM28 193H25V195L26 196H24L25 198V201H23V199L21 198V196H18V197H20L21 198V201H23V202H21L22 204H23V206L24 205H28V206H18V207H16V206H14L15 208H14V211H13V208H11V207H13L12 205H11V207H10V209L9 208H7V207H9V204H11V203H7L8 204V206L7 207H5L4 208V206H3V208L4 209H9V211L7 212L6 210H5V212H7L8 213V216H7V214L6 213H4V210H2V211H0V214H1V216H2V214H3V216H2V223H3V229H5L4 231L6 232H8V233H10V234H8V236H10L11 235V237L13 238V235H14V237L16 238V239H19V240H21V243H24V245L23 244H21V247H22V249H24V251H25V248L24 247H26V249L28 248V246L27 245H29V248L27 249L28 251H29V249H30V244H26V242H27V240L26 239H28V238H30L31 240V243H34L33 242V240L34 241H37V242H35L34 243V245L36 244V243H38V240H37V238H40V240H43L44 241V238L42 237V236H40L42 233V235H44V234H46L45 232H42V233H40L39 234V232L40 231H42L41 229H46L47 228V226H48V228L45 230L46 232H47V230L48 229H52V228H49V226L50 227H52L53 226V228H55L53 231L52 230H50L51 232H53V233H55L54 231H57L56 229L58 228V227H54V226H56V224L54 225V223L52 224V225H49L50 223H47L46 222V226H44L45 225V223H44V220H43V218H40V219H35V217L33 218L32 216V218L31 217H29L30 216V213H29V216L27 215V213H28V211H27V209H31V206L30 205H34L35 203L37 204V203H39V201L41 200V199H39L38 197L36 198L35 197V199L33 198V197H30V196H28ZM130 193V192H129ZM130 193V194H131ZM219 193V194H218ZM18 194V195H19ZM20 194V195H21ZM24 194V193H23ZM132 194H134V193H132ZM159 194V193H158ZM238 194V195H237ZM29 195H31V194H29ZM206 195V194H205ZM207 195H206V197H207ZM233 195H234V197H233ZM28 196V197H27ZM20 198H19V201H20ZM140 198V199H139ZM28 201H30V202H28ZM38 199V200H37ZM153 199V200H152ZM32 200H34V201H32ZM140 200V201H139ZM209 200V201H210ZM234 200V201H233ZM260 200V201H259ZM38 201V202H37ZM206 201L208 202V200L206 199ZM225 201V202H224ZM228 201V202H227ZM239 201V202H238ZM34 202V203H33ZM226 202H227V204H226ZM232 204H231V203ZM21 203H20V205H21ZM27 203V204H26ZM30 204V205H29ZM215 204V205H214ZM152 205V206H153ZM227 205L228 206H230L229 208L230 209H228V207H227ZM6 206V205H5ZM19 207H21V209H24V211L22 212L23 214H22V216H20V214L19 213H21V212H19V210H20V208ZM32 207H35V206H32ZM219 207V208H218ZM232 207V208H231ZM241 207V208H240ZM2 208V207H1ZM2 208V209H3ZM17 208H19V210H17L16 211V209ZM12 209V210H11ZM42 209H43V211H42ZM41 209V213L42 212H44V208H42ZM210 209V211H208ZM218 209V210H217ZM12 211V212H11ZM27 211V212H26ZM30 211V210H29ZM232 211H233V213H232ZM31 212V211H30ZM148 212L150 213V215L148 214ZM228 212V213H227ZM231 212V213H230ZM246 212V213H245ZM15 213V214H14ZM26 213V215H24ZM46 213V211L44 212V214ZM221 213V214H220ZM5 214V215H4ZM43 214V213H42ZM156 215L157 216V214L160 216H158V220H157V218H156V221L157 222H155V217H153L154 215ZM168 214H170V212L168 211V213L167 214H163V216L165 217H170V216H168ZM209 214V215H208ZM213 214V215H212ZM225 214V215H224ZM139 215V216H138ZM222 215V216H221ZM1 216H0V219H1ZM4 216H5V218H4ZM22 217V219H24V220H26V222L29 224V222H32L31 221V219L33 220V222L34 223H32V224H30V226H27V227H25L26 226V224L25 223H23V221H21V220H19L17 217ZM211 218H210V217ZM215 216V217H214ZM221 216V218L223 217L224 218V216H229L227 219H229V220H225V218L224 219H221V221L219 220V217ZM165 217V218H166ZM214 217V218H213ZM217 217V218H216ZM232 217V218H231ZM17 218V219H16ZM44 218H45V216H44ZM149 218V219H148ZM154 218V219H153ZM212 218H213V221L215 220L216 221V223H213V221H212ZM29 219V220H28ZM138 219V220H137ZM148 219V220H147ZM218 219V220H217ZM240 219V220H239ZM243 219V220H242ZM248 220V222L246 221V220ZM256 219V220H255ZM40 220V222H38V221ZM46 220V219H45ZM160 220H162V219H160ZM225 220V221H227L228 223H230L231 224V227H230V225H228V223L227 222H225V223H223V224H225L224 226H222V227H224L223 228V231H221V227H219L220 226V222H223V221ZM245 220V221H244ZM257 220H259V221H257ZM0 221V222H1ZM19 221V222H18ZM147 221H149V223H147ZM163 221V220H162ZM214 221V222H215ZM218 221H220V222H218ZM243 221V222H242ZM255 221H256V223H255ZM155 222V223H154ZM207 222V223H206ZM232 222V223H231ZM236 222V223H235ZM250 222V223H249ZM252 222V223H251ZM20 223V224H19ZM213 223V224H212ZM259 223L261 224V225H259ZM25 224V225H24ZM43 225V226H40V225ZM216 224H218L217 226H216ZM234 224V225H233ZM256 224V225H255ZM258 224V225H257ZM37 226V227H36ZM39 226V227H38ZM79 226H81V224L79 225ZM208 226V228H206ZM210 226V227H209ZM226 226V227H225ZM4 227H6V228H4ZM42 227V228H41ZM86 228H84V229H88V226L86 225L85 226ZM89 227H90V225H89ZM139 227L141 228V230L139 229ZM156 228V229H153V228ZM160 227V228H159ZM219 227V228H218ZM239 227V228H238ZM17 228V229H16ZM37 228V229H36ZM64 228V227H63ZM66 228V230L68 229L67 227H65ZM95 228H98L99 229V227L97 226V225H94V226H92V224H91V230L90 229H88L87 231H84V229H83V231H82V228H81V230L79 231H77L78 233L77 234H75L74 232H76V231H74L73 229L74 228H69L70 230H71V234L72 235H80V240H81V237H82V240H83V236H84V234L83 233H87V234H85L86 235V239L85 240H88L89 241V237L90 236H92L93 238H90V240L92 239V240H94V239H97V237L95 236V235H97V233H99L98 232V229H95ZM165 228V227H164ZM210 228V229H209ZM28 229H30V230H28ZM37 230V231H35V230ZM40 229V230H39ZM59 229V231H58V233L60 234V232L62 231V236H61V234L60 235H58V236H60L61 238L63 237L64 238V235L63 234H65L67 231H65V229H63V230H60V228H58ZM69 229H68V232H69ZM114 228H112L111 229V232L112 231H114L113 230ZM166 229V228H165ZM206 229V230H205ZM213 229H215V230H213ZM220 229V230H219ZM225 229V230H224ZM231 229H229V231L228 232H230V230ZM240 229V230H239ZM258 229V230H257ZM14 230H19L18 231V234H13V233H15L16 231H14ZM26 230V231H25ZM75 230H77V228H75ZM96 230V231H95ZM151 230V231H150ZM211 230H212V232H211ZM0 231H1V229H0ZM32 231H34V234H33V232ZM44 231V230H43ZM49 231V230H48ZM74 231V232H73ZM89 231V232H88ZM110 231V230H109ZM108 231V232H109ZM139 231V232H138ZM147 231V232H146ZM149 231V232H148ZM167 233H166V232ZM221 231V232H220ZM232 231V230H231ZM233 231H234V233H235V229H233ZM23 232V233H22ZM26 232H28V237L26 238V237H24V236H26L25 234H26ZM30 232H32V233H30ZM67 232V233H68ZM82 233V234H80V233ZM92 232V233H91ZM94 232H96V233H94ZM107 232V233H108ZM111 232H109V233H111ZM220 232V233H219ZM22 233V234H21ZM38 233V234H37ZM89 233H91V234H89ZM19 234H21L22 235V239H20L21 238V235L18 237L17 235H19ZM70 234V233H69ZM68 234V235H69ZM147 234V235H146ZM149 234V235H148ZM227 234V233H226ZM244 234V235H243ZM32 235V236H31ZM33 235L35 236V237H33ZM36 235H37V237H36ZM55 235H56V233H55ZM90 235V236H89ZM94 235V236H93ZM157 235V236H156ZM210 235V236H209ZM89 236V237H88ZM152 236V237H151ZM234 236V235H233ZM247 236V237H246ZM11 237H9V238H11ZM235 237V236H234ZM79 238V237H78ZM161 238H163V240H161ZM165 238V239H164ZM249 238H250V240H249ZM252 238V239H251ZM160 239V240H159ZM235 239H234V241H235ZM9 240H11V239H9ZM24 242H23V241ZM39 240V241H40ZM76 240H78V239H76ZM114 240H115V238H114ZM157 240H159V241H157ZM215 240V241H214ZM43 241H42V243H43ZM110 241V240H109ZM116 241V240H115ZM115 241H113V242H115ZM157 241V242H156ZM206 241V240H205ZM207 241H206V243H207ZM254 241V242H253ZM28 242H29V239H28ZM41 242V241H40ZM62 242V241H61ZM162 242L165 244V245H163L162 244ZM166 242V243H165ZM214 242V243H213ZM256 242H259V243H262L261 244V246L262 247H260V245H258V244H256ZM42 243L40 244V248L42 247V246H44V245H42ZM63 243V242H62ZM154 243V242H153ZM207 243V244H208ZM224 243V242H223ZM241 243V244H240ZM43 244H45V243H43ZM210 244H208V247L209 246H211ZM240 244V245H239ZM37 246L39 245V243L38 244H36ZM35 245V248L33 247V245L31 246V247H33L32 249H35L36 251L37 250H41V249H43V248H46L45 250H47L48 248V246H47V244H45L46 245V247L44 246V247H42L41 249H37V246ZM137 245V246H138ZM244 245V246H243ZM77 246V245H76ZM161 246H164V247H162L161 248ZM169 246H170V248H172V245L171 244H169ZM92 247H94V245H90L89 247H88V249L86 248H84V250H85V252H86V250H88V251H90V250H92V252L91 253H94V249H95V247L94 248H92ZM214 247V246H213ZM215 247L213 248V250L215 249ZM255 247V248H254ZM39 248V247H38ZM63 248H65V247H63ZM91 248V249H90ZM247 248H250V250L249 249H247ZM254 248V249H253ZM260 248H263V250L262 249H260ZM81 249H83V248H81ZM80 249V250H81ZM156 251H155V250ZM159 251H158V250ZM163 249V250H162ZM208 249V248H207ZM209 249H210V247H209ZM207 250V251H213V250ZM246 249V250H245ZM259 249L261 250V255L259 254L260 252H259ZM26 250V253H27V256L28 257H26V258H24V259H27L28 260V258H30L31 259V257H32V255L30 254V252H28ZM44 249H43V251H45ZM49 250V249H48ZM48 250L46 251V252H48ZM79 249H77V251H78ZM76 251V253L79 255V258H78V261L79 262H77L78 264H86L87 262H85L84 260V258L85 257H87V253H85L83 250H82V252L81 251ZM214 251H216V249L214 250ZM253 252V253H251V252ZM41 252V254L43 253L42 251H40ZM142 252V253H141ZM79 253H81V254H79ZM90 253V252H89ZM88 253V254H89ZM90 253V254H91ZM212 253V252H211ZM211 253H209L208 252V255H210ZM256 253H254V254H256ZM29 254H30V256H29ZM48 254V253H47ZM83 254H85V257H84V255ZM114 254V253H113ZM113 254H111V252H110V255L111 256H108V259H116V258H114L113 256ZM157 254H159L158 256H156ZM43 255H46V253L44 254L43 253ZM80 255H83V257L81 258L80 257ZM93 255V254H92ZM113 255V256H112ZM260 255V256H259ZM42 256V255H41ZM47 256V255H46ZM46 256H43V260L42 261H44V258H47ZM93 257V258H92ZM91 258L90 257H88V259L86 260V261H88V264H99V261L97 260V259H99L98 258V256H96L95 254L92 256ZM113 257V258H112ZM158 257V258H157ZM160 257H163V258H160ZM178 257V258H177ZM94 258H97V259H94ZM157 258V259H156ZM220 258V257H219ZM252 258H254V259H252ZM29 259V260H30ZM42 259V258H41ZM51 260V257L49 256L48 258H47V260ZM53 259V258H52ZM94 259V260H93ZM221 259V258H220ZM26 260V262L28 263V264H30V261H27ZM38 260H40V259H38ZM46 260V259H45ZM48 260V261H49ZM81 260V261H80ZM143 260H144V262H143ZM164 260V261H163ZM191 260V261H190ZM41 261V262H42ZM54 261H55V259H54ZM53 260L52 261H50V263L51 262H54ZM95 261V262H94ZM163 261V262H162ZM222 261H224V264H227V259H224V260H222ZM232 262H233V260H231ZM230 261V262H231ZM25 261H24V264H27ZM40 262V261H39ZM45 262H47V261H44L43 262V264L45 263ZM59 261H55V264H59V263H61V262H59ZM155 262H157V263H155ZM171 262V263H170ZM176 262V263H175ZM49 263V262H48ZM229 263V262H228ZM261 263V262H260ZM259 263V264H260ZM37 264H38V262H37ZM42 264V263H41ZM46 264V263H45ZM52 264V263H51ZM62 264V263H61ZM230 264V263H229ZM254 264H256V263H254ZM263 264V263H262Z\"/></svg>",
	"mask_w": 264,
	"mask_h": 264
}]
</instances>
